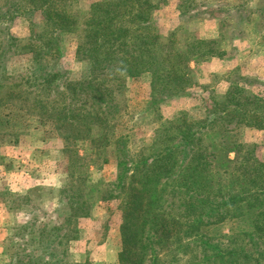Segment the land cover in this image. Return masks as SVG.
Wrapping results in <instances>:
<instances>
[{
    "label": "trees",
    "instance_id": "obj_1",
    "mask_svg": "<svg viewBox=\"0 0 264 264\" xmlns=\"http://www.w3.org/2000/svg\"><path fill=\"white\" fill-rule=\"evenodd\" d=\"M82 1L90 0H4L0 21L11 23L23 17L30 22L24 46L0 23L6 125H14L22 112L32 123L57 124L58 130L62 126L67 132L59 134L64 144L88 139L97 148L94 157L102 160L97 164L101 167L110 163L104 149L113 147L115 179L96 189L99 197L95 199L119 203L118 264H166L165 252L174 249L176 254L174 241L180 240L186 248L194 246L191 241H196L197 227L224 222L239 227L231 244L235 239L247 240L233 252L225 244L218 245L216 251L222 250L217 258L250 259L254 255L246 249L250 246L264 259V161L254 146L239 143L236 136L242 127L264 130V96L248 90L251 78L232 72L226 94L210 100L203 119L188 121L184 114L178 122L160 123L134 153L129 147L131 137L113 139L111 127L110 138L106 134L91 138L94 125L109 129L119 111L115 95L125 89L127 80L150 74L151 104L158 111L160 103L183 96L193 87L191 63L223 58L225 51L217 40L197 38L177 51L174 43L180 27L161 45L152 17L165 0H100L90 3L81 16L74 5ZM188 5L183 1L179 7L182 22L190 17ZM233 11L236 15L230 19H220L227 24L231 20L229 41L244 37L243 27L255 13L243 4L233 6ZM36 14L39 24L33 20ZM79 30L82 43L76 58L88 68L83 79L70 81L58 60L59 44L63 35ZM236 30L243 36H235ZM26 55L32 65L11 74L8 59ZM229 148L240 158L230 160ZM94 186L92 179L79 175L61 189L64 215L36 229L38 218L26 222L21 228L29 234L28 244L17 237L9 264H62L64 246L77 239L78 221L90 216L94 197L89 192ZM244 227H251L252 233L243 232Z\"/></svg>",
    "mask_w": 264,
    "mask_h": 264
},
{
    "label": "rangeland",
    "instance_id": "obj_2",
    "mask_svg": "<svg viewBox=\"0 0 264 264\" xmlns=\"http://www.w3.org/2000/svg\"><path fill=\"white\" fill-rule=\"evenodd\" d=\"M95 1L100 0L82 1L75 4V11L78 10L83 16L90 3ZM155 1L158 2L159 0ZM183 1L185 4L189 3L190 17L185 18L183 22L180 17H177L180 20L178 27L181 25L177 31L178 27L175 29V23L172 21L175 20L176 22L177 20L175 15L179 0L161 2L158 10L153 14L152 21L161 36V45L168 42L169 34L174 31L177 33L174 43L177 51L183 50L186 44L193 39L219 35L216 40L219 41L221 47L227 49L229 56H234L240 49H248L250 46H248L249 43L241 42L242 38L240 39V37L232 43L236 45V48L231 46L227 39V31L228 29L230 31L232 27L231 20L228 24L226 20H222L216 25L215 23L202 22V20L208 21L209 18L224 19V17L230 19L229 16L236 15L233 11V5L243 4L247 11L255 12L251 17L252 23L246 27L247 30H250L248 35H255L258 31L263 39L253 41L249 54L240 62V70L246 72L248 68L249 70L260 69L262 77L264 76V0H182L181 2ZM0 8L4 11V0H0ZM174 17L175 19H173ZM33 20L36 24L41 22L37 14ZM6 26L9 28V35L16 38L20 46L28 44L30 36V22L28 20L19 17L9 23L4 19L1 29H5ZM234 35L243 36V33L236 30ZM81 43L82 33L79 30L76 33L63 35L59 44L58 60L63 71L68 72L70 81L83 79L88 68L85 62L76 58L77 47ZM54 56L57 57L56 54ZM6 65L11 74H16L25 67H30L32 60L27 55L14 56L8 59ZM2 67L3 72L0 71V84L3 87L2 93L0 92V264L10 263L16 251L14 245L18 241L17 237L24 238L25 243L28 244L29 234L21 228L25 227L26 222L38 218L39 224L35 226L36 229V227H42V223L55 222V219L64 215L66 211L63 206L65 201L61 199L60 191L63 188H68L79 175L95 182V186L90 189L89 194L94 197L92 210H94L93 213L96 218L93 221L88 219L78 221L77 239L82 236L84 241L81 244H70L71 241L64 246L66 255L62 264L75 263V253H77V257L88 256L87 264H118L115 258L121 247L119 203L110 201L108 204L100 205L99 200L95 199L99 197L95 190L103 189L105 183H110L115 179L113 147L104 149V152L108 151L106 156L110 163L101 167L97 164L101 163L102 160L94 157L97 148H92L88 139L64 144L59 134L63 135L67 132L62 126L58 127V130L56 129L57 124L37 123L35 120L32 123L31 119L21 116L22 112L18 114L19 117L14 125H6L8 121L4 118V60ZM247 77L253 81L252 87H247L248 90L253 94L264 96V80H260L256 76ZM194 79L193 74V76L191 75L193 87L188 90V95L192 93L195 95L198 91V85L195 84ZM210 81L211 84L206 92L212 96L214 88L220 85L222 79L211 77ZM150 82V74L127 80L125 89L115 95L119 111L113 118L114 120L110 122L109 129L103 131L99 125H94L90 137L96 139L106 134L110 138L112 134L113 139H115L116 137L131 135V144L128 146L134 153L142 142L153 135L160 123L178 122V118L184 117V114L188 121L196 122L194 120L200 119L203 111L198 108L192 109L181 99L162 102L158 105L157 111L151 104ZM63 98L64 96L59 99ZM210 99L212 98L210 97L209 101ZM209 101H206V106ZM50 105L53 107V104ZM184 107L188 110H183ZM178 109H182L179 113L183 112V114L172 116ZM158 114L161 116L160 119L157 117ZM112 126L114 127L112 128ZM236 136L239 143L254 146L252 148L256 150V155L264 161V131L257 132L253 128L242 127L236 132ZM101 143L97 145L99 146ZM101 148L99 149L101 150ZM228 154L232 160L240 158V155H236L233 148L228 149ZM75 155L80 157V160ZM93 160L95 162H92ZM90 163H94V165L89 166ZM236 228L239 229V227H229L227 222L222 225L217 223L211 227H197V232H194L196 241H191L194 246L186 248L180 243V240L174 241L177 257L174 258L175 255L173 256L174 249H168L164 254L166 257L164 260L166 264H264V259L257 257L254 252L255 249L250 246L246 248L251 249L250 254H254L250 259H235L232 256H225L223 259L217 258L222 250L216 251L218 245L225 244L224 248L233 249L231 252L236 248L244 247L242 243H245L247 239L243 240L242 243L240 242L242 239H235L236 243H230L234 242L231 239L234 236L232 234L238 233ZM251 229V227H244L241 230L252 233ZM234 230L235 232H233ZM206 241L209 242V245L204 246Z\"/></svg>",
    "mask_w": 264,
    "mask_h": 264
},
{
    "label": "crops",
    "instance_id": "obj_3",
    "mask_svg": "<svg viewBox=\"0 0 264 264\" xmlns=\"http://www.w3.org/2000/svg\"><path fill=\"white\" fill-rule=\"evenodd\" d=\"M181 1L182 0H179L180 4L178 3V5L176 6V13L177 14L175 15V17L177 20H176V22H175V20L172 21L175 23L174 24L175 29L178 27L179 22H180L179 18H177V17H180L179 7L181 6ZM233 6H237V5H233ZM175 17L173 19H175ZM202 22L215 23V25H216V24H219L220 19L209 18L208 21L202 20ZM176 23H177V25H176ZM251 23H252V19L248 24H246V26L243 27L244 37H242V39L240 40L241 42L249 43L248 46H250V47H248V49H246V48L240 49L234 56H229L227 49H223L225 51V56L223 58H220V59L213 58L207 62L191 63V65H190L191 75L193 76V74H194V77H195L194 80L196 82L195 84L198 85V87H197L198 91H196L195 95L192 93L191 95L185 94L183 96L175 97L173 99H170V102H172V100L175 101L177 99V101H179L181 99L185 103H187V105L190 106L192 109L198 108V109L202 110L203 111L202 116L200 117V119H198V120H201L204 118L205 113H206V105H205L206 101L208 102L210 97L212 99H216V98L222 97L226 94V92L230 86V83L228 81V75L231 74L232 72H236L241 77H247V76L254 77V76H256L258 79L264 80V76L262 77V75L260 73V69L259 70L258 69H254V70L252 69L253 71L251 69L249 70V68L247 69L248 71L246 69H244V70H246V72L240 70V65H241L240 62L243 59H245L247 57V55L249 54L253 41L254 40H260V39L262 40L261 34H259L258 31H256V33H255L256 36L255 35H252V36L248 35V31H250V30H247L246 27L249 26V24H251ZM255 24H256V22H255ZM179 27H181V25ZM227 32H229V29ZM202 33H204V32L202 31ZM218 34H219V32H218ZM227 36L229 37V33ZM218 37H219V35L218 36H205L204 38H200V39H202V40H216V38H218ZM234 41L235 40H232V41H230V43H231L232 47L236 48V45L232 44V43H234ZM257 75H259L260 77ZM211 77H219L220 79H222L220 85H218L214 88L212 96H210V94L206 92L208 87L211 84V81H210ZM149 91H150V85H149ZM212 99H210V100H212ZM209 103H210V101H209ZM181 110L182 109H178V111H176V113L172 116H176L177 114L180 115L181 113H183V112L179 113V111H181ZM183 110H188V108L184 107ZM198 120H194V121H198ZM255 130L257 132H259V131L263 132L264 131V130H257V129H255ZM126 136L131 137V135H126ZM228 158L230 160H232L229 157V154H228ZM109 202L110 201H105V202L99 201V204L100 203H101L100 205L105 204V203L108 204ZM93 211L94 210H91L90 216L88 218L80 219V221L85 220V219L93 221V219L96 218ZM83 241H84V238H82V236H81L78 239L72 241L70 244H73V243L81 244V243H83ZM120 250H121V247L119 248V251L116 254L115 259H116L117 263H118V260H117L118 254H119ZM70 252H71V250H70ZM88 260H89L88 256L77 257V253H75V255H74V262L77 264H84Z\"/></svg>",
    "mask_w": 264,
    "mask_h": 264
}]
</instances>
